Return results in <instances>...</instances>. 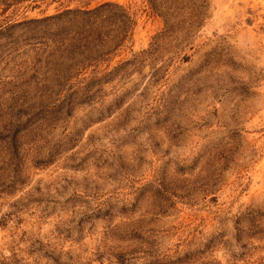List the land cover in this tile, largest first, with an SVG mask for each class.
Wrapping results in <instances>:
<instances>
[{
    "label": "rangeland",
    "instance_id": "374dc122",
    "mask_svg": "<svg viewBox=\"0 0 264 264\" xmlns=\"http://www.w3.org/2000/svg\"><path fill=\"white\" fill-rule=\"evenodd\" d=\"M0 264H264V0H0Z\"/></svg>",
    "mask_w": 264,
    "mask_h": 264
}]
</instances>
